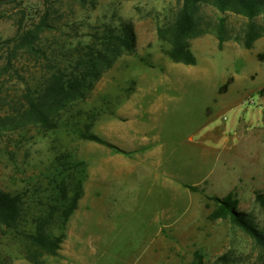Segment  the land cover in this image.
I'll list each match as a JSON object with an SVG mask.
<instances>
[{"label":"rangeland","instance_id":"374dc122","mask_svg":"<svg viewBox=\"0 0 264 264\" xmlns=\"http://www.w3.org/2000/svg\"><path fill=\"white\" fill-rule=\"evenodd\" d=\"M181 3L0 0L1 67L3 42L43 17L48 27L38 47L65 62L89 46L104 49L103 40L125 27L136 40L135 53L121 50L99 63V77L62 111L60 127L0 135V188L26 191L29 200L50 194L37 187L48 186L45 175L63 154L65 164L83 163V195L64 242L41 264H194L196 252L204 264H264V249L238 225L210 217L211 197L232 193L244 217L264 230L256 200L264 195V8L248 48L247 16L202 3L188 36L196 63L185 64L166 52ZM47 64L44 53L20 51L0 79L2 96H18L19 74L39 75ZM86 124L122 151L73 131ZM80 177L65 182L69 194ZM11 264L34 263L13 256Z\"/></svg>","mask_w":264,"mask_h":264},{"label":"trees","instance_id":"16d2710c","mask_svg":"<svg viewBox=\"0 0 264 264\" xmlns=\"http://www.w3.org/2000/svg\"><path fill=\"white\" fill-rule=\"evenodd\" d=\"M204 2H212L222 11L231 10L247 16L249 21L246 46L252 47L257 39L258 33L253 19L264 8V0H182L173 25L171 47L166 50L172 60L185 64L196 63L188 36L195 28L199 6ZM46 27L47 19L43 17L38 23L31 22L21 26L15 36L3 42L8 51L6 65L0 66V79L14 67L13 61L18 58L20 51L38 56L44 53L48 64L39 75L30 73L26 77L19 74L22 85L17 89L20 92L18 96H2L0 89L2 106L10 107L7 111L0 112V135L29 126L47 129L60 127L62 111L83 97V89L88 80L92 83L99 77V63L104 58H116L121 50L129 53H135L137 50L132 28L125 27L121 34H111L103 40L104 49L95 44L89 46L91 52L80 53L65 62L58 60L53 52L51 54L55 57L50 58L38 47ZM7 99H10V102ZM90 127L91 124H86L82 130L72 125L73 131L82 138L122 151L111 142L90 132ZM69 157L63 154V157L58 159L60 165L45 175L48 186L37 187L38 192L50 193L48 195L39 194L29 200L26 191H7L0 188V264H11L13 256H22L34 264H41L44 256L58 254L66 237L67 223L83 195L82 183L85 174L83 169L78 168L83 163L65 164ZM64 159L66 162H62ZM80 173L81 177L69 194L64 186L65 182L68 180L70 184L73 183L76 174ZM184 185L192 191H198L195 185ZM211 199L216 203V208L210 214L212 219H231L264 249V230L244 217L243 212L238 209L239 199L236 196L230 193L225 197L213 196ZM256 200L264 206L263 194L258 193ZM11 243L16 246L14 254L9 249ZM203 259V255L196 252L194 264H204Z\"/></svg>","mask_w":264,"mask_h":264}]
</instances>
